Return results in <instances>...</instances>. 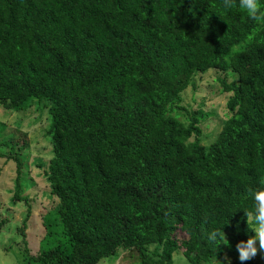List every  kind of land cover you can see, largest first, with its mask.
I'll return each mask as SVG.
<instances>
[{"label": "trees", "instance_id": "obj_1", "mask_svg": "<svg viewBox=\"0 0 264 264\" xmlns=\"http://www.w3.org/2000/svg\"><path fill=\"white\" fill-rule=\"evenodd\" d=\"M222 2L0 0V105L36 99L49 118L50 155L30 169L55 203L33 253L21 160L13 147L6 156L9 201L27 212L22 226L0 220V233L18 229L6 240L24 245L21 264H95L119 247L136 264H199L248 239V192L264 179V26ZM209 67L232 76L219 78L229 115L202 143L207 113L179 101ZM222 228L237 239L217 249L209 233ZM179 247L185 259L174 263Z\"/></svg>", "mask_w": 264, "mask_h": 264}, {"label": "rangeland", "instance_id": "obj_2", "mask_svg": "<svg viewBox=\"0 0 264 264\" xmlns=\"http://www.w3.org/2000/svg\"><path fill=\"white\" fill-rule=\"evenodd\" d=\"M238 45H234L236 48ZM225 77L226 80L232 78L220 69L207 68L204 72H198L192 77V83L188 84L180 93L179 104L186 107L187 111L201 110L207 115L199 122L200 141L208 143L213 139L219 130L222 120L229 115L225 107L227 92L221 91L219 78ZM182 117V116H181ZM48 112L44 105L37 102L30 104L23 110L6 109L0 105V220L9 217L10 221L22 226L23 217L27 212V205L21 200L9 201L13 188L14 161L6 157L10 155V148L13 147L21 160L20 166V188L19 193L26 195L30 207L29 214L24 226V240L31 253L39 244L43 234L40 224V215L55 203L54 198L45 196L47 185L36 176L30 169V161L33 156L47 158L50 155V141L48 128ZM10 144L11 146H8ZM10 189V190H9ZM255 225H253V228ZM18 229L11 228L5 233H0V264H21L23 259L21 253L15 252L16 249L24 246L20 241L14 243L8 241L9 236L15 234ZM228 240L233 243L237 237L231 232L224 231ZM175 235L178 239L184 236V232L177 229ZM255 235L252 230L250 236ZM5 237V238H4ZM5 239V240H4ZM18 247V248H17ZM251 260L257 264H264V252L259 250ZM181 247L173 252V262H183L184 256L181 255ZM116 257L112 259H100L95 264H136L130 256L129 249L119 247ZM230 259H226L225 257ZM239 261L237 248L233 251L224 249L218 257H212L207 262L199 264H234Z\"/></svg>", "mask_w": 264, "mask_h": 264}, {"label": "clouds", "instance_id": "obj_3", "mask_svg": "<svg viewBox=\"0 0 264 264\" xmlns=\"http://www.w3.org/2000/svg\"><path fill=\"white\" fill-rule=\"evenodd\" d=\"M237 3L239 8L244 10L251 20L255 21L257 25L264 26V4L261 3V0H223L222 7L226 10H230L235 7ZM260 185L261 187L255 190L249 189L248 192L249 196L254 201V212L244 211L247 217V224H255L254 228H250L254 230L255 235L249 236L246 241L240 240L236 244L239 260L241 262L250 260L257 255V241L259 250L264 252V179L260 180ZM209 239L215 244L217 249L221 244L229 248L231 247V243L227 238V234L223 231V228L222 230L213 229L209 233ZM225 258L230 259L227 256Z\"/></svg>", "mask_w": 264, "mask_h": 264}]
</instances>
